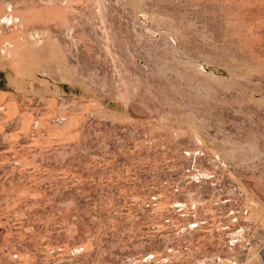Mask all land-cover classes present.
I'll return each instance as SVG.
<instances>
[{"label": "rangeland", "instance_id": "1", "mask_svg": "<svg viewBox=\"0 0 264 264\" xmlns=\"http://www.w3.org/2000/svg\"><path fill=\"white\" fill-rule=\"evenodd\" d=\"M0 264H264V0H0Z\"/></svg>", "mask_w": 264, "mask_h": 264}, {"label": "built area", "instance_id": "2", "mask_svg": "<svg viewBox=\"0 0 264 264\" xmlns=\"http://www.w3.org/2000/svg\"><path fill=\"white\" fill-rule=\"evenodd\" d=\"M210 173H211V176H215V177H219L220 176V175L216 174V172L214 170L210 171ZM205 177H207V176H205ZM220 201H223V200H220ZM226 201L230 204V206H229L230 208H227L225 210L226 213H225L224 216L217 217L216 220H215V222L217 221L215 223V225L219 226L218 229L220 230L221 233H223V235L225 234V237H226V234L228 233L227 231L229 229H235L234 231H236V230L239 229V227L236 226V225H238V223H239V221L241 219L240 218L236 219L237 218L236 215L238 213L239 214L244 213L243 210H240L238 208H236V210H235L234 204L233 203H230V201H234V199L232 197L228 198V200H226ZM235 211H237L238 213H236ZM223 217H224V219H222ZM225 218H227V219H225ZM192 225H196V223H192Z\"/></svg>", "mask_w": 264, "mask_h": 264}, {"label": "bare ground", "instance_id": "3", "mask_svg": "<svg viewBox=\"0 0 264 264\" xmlns=\"http://www.w3.org/2000/svg\"><path fill=\"white\" fill-rule=\"evenodd\" d=\"M197 136V135H196ZM198 137V136H197ZM198 139H199V137H198ZM249 214H250V212H249Z\"/></svg>", "mask_w": 264, "mask_h": 264}]
</instances>
